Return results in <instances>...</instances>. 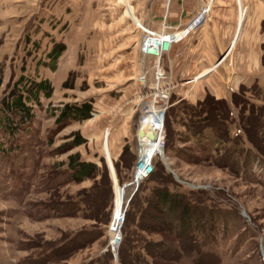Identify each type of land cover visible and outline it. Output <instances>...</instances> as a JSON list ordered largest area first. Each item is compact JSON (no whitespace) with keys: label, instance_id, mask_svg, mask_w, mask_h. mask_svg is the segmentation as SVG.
Wrapping results in <instances>:
<instances>
[{"label":"rangeland","instance_id":"374dc122","mask_svg":"<svg viewBox=\"0 0 264 264\" xmlns=\"http://www.w3.org/2000/svg\"><path fill=\"white\" fill-rule=\"evenodd\" d=\"M172 1L0 0V107L29 81L47 80L52 91L49 98L39 94L40 104H27L31 124L9 134L0 122V264H122V254L125 264H264V25L249 15L257 1L211 0L198 21L203 0H183L194 12L178 29L166 12ZM144 26L181 37L158 62L163 84L178 85L169 88L166 159H156L155 172L199 221L179 212L169 224L160 214L164 226L142 220L155 227L149 232L136 220L127 245L122 226L113 255L112 216L115 227L123 200L139 192L143 202L151 193L150 184L138 190L129 170L140 115L163 106L158 96L139 98L156 89L157 62L140 52ZM55 44L65 49L53 60ZM202 67L215 70L195 79ZM204 99L217 109L210 123L224 134L217 145L197 144L185 126L195 117L184 106L199 109ZM82 103L91 105L89 119L56 123L64 105ZM153 120L144 116L142 129ZM75 133L85 143L70 148ZM76 154L96 164V178L71 180L68 157ZM103 171L111 191L95 195L91 188Z\"/></svg>","mask_w":264,"mask_h":264},{"label":"trees","instance_id":"16d2710c","mask_svg":"<svg viewBox=\"0 0 264 264\" xmlns=\"http://www.w3.org/2000/svg\"><path fill=\"white\" fill-rule=\"evenodd\" d=\"M65 49L63 44H55L48 56L52 58L53 60H56V58L61 54V52ZM23 78H19L16 81V84L18 85L22 84ZM51 88L50 84L47 80H43L40 82L35 81H29L28 85H25L22 87L21 91L15 90L14 88L9 93V99H3L1 102L0 107V114L3 115V112L7 117H4V119H1L0 122H4L3 128H1L2 131H5L9 134H13L15 130H17L18 126L20 125H29L32 122L33 115L31 113V108L27 105L28 103L33 104H40L39 102V94L41 93L46 98H49L51 95ZM233 93V92H231ZM224 112L225 115H228L230 112V106L228 103L224 104ZM199 109H196L192 106H184V113L189 115L190 117H195L194 121H190L189 125L186 124L185 126L188 128V134L190 139H193L194 142H199V140H203V142H208V139L210 140V145H214L218 143L219 139H222L224 137V134L219 136L217 130H213L214 128L210 126L211 123V117H213L215 114H217V109H212L211 104L207 103V99H204L200 103H198ZM167 111V110H166ZM199 113H201L199 115ZM11 115H14L17 119V125H15L14 119L11 117ZM91 115V105L89 103H82L80 105L77 104H66L64 107L59 110V115L57 116L56 123H62L65 121H76L80 122L83 120H87L90 118ZM166 116V113H165ZM217 117V118H216ZM215 118L222 121V118L216 116ZM3 118V117H2ZM165 120L164 118V127H165ZM209 126V127H208ZM208 128H210L208 130ZM212 130V131H211ZM240 130V129H239ZM238 130V132H239ZM214 132V133H213ZM211 135L215 136L216 139L212 140ZM235 135H238L236 133ZM74 140L71 143L70 148L78 147L85 143L84 139L78 135V133H75ZM218 137V138H217ZM198 144V143H197ZM125 150L121 153L119 157V162H122L123 154ZM137 159V151H136V157L135 162ZM69 160V171H70V178L74 182H81L85 179L89 178H96L98 174L101 172L99 171L95 163H88L83 162L78 159V155H72L68 157ZM135 162L130 167V174L132 177V170L135 165ZM155 163L153 166V172L152 174L145 179L144 181L140 182L138 190L141 191L142 188L145 186V184L152 185L149 187L151 193L143 199L141 202L139 200V192L134 193L133 196L130 197L128 207L129 209L126 210V217L124 220V239H125V245L129 243V238L132 236L134 237L133 232L135 229V225H133L136 220L138 222L136 223V226L139 227L142 230H146L149 232H154V228L152 225H148L143 221L150 220L151 222L164 226V221L167 220L169 224H173L174 219L177 218L178 213L182 212L183 219L185 220L186 217L192 216L194 219L198 220L197 213H193V210L191 211L189 207L187 206V202L185 204H181V198L180 196H177L174 190L170 188V186L167 184L165 180H163L162 176L159 175L157 172H155ZM103 180L102 178L94 183V186L91 188L93 191H96L95 195L99 193L100 189L102 190H109L111 191V185L108 181V178L106 176V172H102ZM125 194L127 196V191L125 188ZM124 194V195H125ZM95 199H98L95 197ZM163 214L165 219L161 217ZM143 220V221H142ZM182 220V219H180ZM199 221V220H198ZM182 224H185V222H182ZM180 227V224L178 225ZM178 227V228H179ZM122 264H125L126 258L122 254L120 258Z\"/></svg>","mask_w":264,"mask_h":264},{"label":"built area","instance_id":"2783aa9c","mask_svg":"<svg viewBox=\"0 0 264 264\" xmlns=\"http://www.w3.org/2000/svg\"><path fill=\"white\" fill-rule=\"evenodd\" d=\"M211 10V0H203L202 6H200V14L208 15L209 11ZM203 16V15H202ZM145 29L141 31L143 32V37L141 40V55L143 58H153L157 64L155 65V69L153 71V76H154V81L156 85V89L153 92L147 91L144 93V95H149V96H155L157 98L160 97L163 103V106L161 109H156L155 106H153V110H151L150 113L146 110L144 113H142L140 116L141 118L138 121V128H137V143H138V148H137V159L135 162V165L132 170V183H135L136 185L139 182L144 181L147 179L153 172V166H154V161L156 159L159 160H164L166 159L164 150H165V137L163 133V127H164V118H165V112L168 108V101L171 95V91H163V89H167L170 87H173L174 85H178L177 83L174 84H167L164 85L163 82L165 83V73L162 70V68L158 65L159 60L161 59L163 53L166 51L167 47L165 44L171 45L172 41L175 39V37H172L171 39L166 40L164 37H160L164 33H153L148 30V27L144 26ZM188 29V28H187ZM186 29V30H187ZM175 34V33H174ZM172 34V35H174ZM165 45V46H164ZM222 59V58H220ZM221 62V60L219 61ZM141 78V83L145 84L146 83V75L143 74ZM163 84L164 86H161L159 88L158 85ZM185 86V85H182ZM176 90V89H175ZM152 114V116H155L156 118L159 119L160 121V131L157 135H154V140L157 142V147L158 149L156 151L151 152L149 155H142L140 152V138H146L151 140L150 134L148 132L143 133L142 129V123H143V118L144 116H147ZM139 131H142V135H139ZM123 199V197H122ZM128 203L122 204V210L120 211L119 218L117 219L116 226L113 227V218L115 216H112V221L111 224L108 228V236H109V243L108 246L110 250L112 251L113 255L115 254V250L118 249L121 241H122V226L125 220V212H126V207ZM116 229V230H115Z\"/></svg>","mask_w":264,"mask_h":264},{"label":"crops","instance_id":"0c3cea01","mask_svg":"<svg viewBox=\"0 0 264 264\" xmlns=\"http://www.w3.org/2000/svg\"><path fill=\"white\" fill-rule=\"evenodd\" d=\"M180 1H181V3H180ZM182 1L183 0H173L172 1V4H171V8H170V10H166V12H168V15L170 16V17H176L177 18V22H178V24L177 25H175L174 27H172V28H174V29H178L179 27H181V26H183V22H185V21H183V19H186L185 17L186 16H188L189 14H191L192 12H194V10L192 9V8H188V7H185L184 6V3H182ZM254 1H257V3H256V6H257V9H253L254 11L252 12V11H250V13H249V15H254V16H260V18H259V23L260 24H262V25H264V5L262 4L263 2L261 1V0H254ZM252 10V9H251ZM163 12H165V10H163ZM197 13H198V11H197ZM240 18H239V20H237L238 22H242V20H243V11L242 10H240ZM182 17H184V18H182ZM180 22V23H179ZM239 26V23H237V27ZM204 28V27H203ZM203 28H202V30H203ZM191 30H193V29H191ZM193 32H195V31H193ZM192 32V33H193ZM182 40V39H181ZM177 42V41H176ZM176 42H173L172 43V48L173 47H176L177 45H181L180 44V40L176 43ZM173 51V50H172ZM223 64V63H222ZM221 64V65H222ZM215 69L214 68H212V67H210V68H204V67H202L201 69H200V72H198V74L194 77L195 79H201V77L202 76H204V75H206V74H208V73H211V71H214ZM204 73V74H203ZM203 74V75H202Z\"/></svg>","mask_w":264,"mask_h":264},{"label":"bare ground","instance_id":"6f19581e","mask_svg":"<svg viewBox=\"0 0 264 264\" xmlns=\"http://www.w3.org/2000/svg\"><path fill=\"white\" fill-rule=\"evenodd\" d=\"M203 15V16H202ZM201 16H199V19H198V21L199 20H201L203 17H205L206 15L205 14H202ZM197 22V21H196ZM145 29V27L142 29V30H144ZM189 29V31L192 29V28H188ZM180 34V33H179ZM175 35H169V34H163V35H161L160 37H164L166 40H168V39H171L172 37H174ZM180 36V35H179ZM179 36H178V33H177V36L175 37V39L172 41V43L174 42V41H179L180 40V38H179ZM183 38V37H182ZM171 43V44H172ZM166 46H168V44H165ZM164 45V46H165ZM164 54V53H163ZM163 91H169V88H167V89H163ZM148 97H150L149 95H143L142 97H139V98H141V101L142 100H144L145 98H148ZM144 98V99H143ZM154 117V120H153V122H151V123H149L148 125H151V126H149V127H147L146 129H143L142 131H143V133H146V132H148V134H150V138H152L151 140H149V139H146L145 138V140H143V139H141L140 138V144H141V147H140V152H141V154L142 155H149L151 152H153V151H156L157 149H158V147H157V142L154 140V135H157L158 133H159V131H160V121H159V119L158 118H156L155 116H153ZM145 127V126H144ZM152 130H155L153 133H152ZM144 138V137H143ZM147 141V142H146ZM147 144H148V146H147ZM150 145V146H149ZM116 222H117V218H115V223L114 224H116ZM116 230V229H115Z\"/></svg>","mask_w":264,"mask_h":264},{"label":"water","instance_id":"95a60500","mask_svg":"<svg viewBox=\"0 0 264 264\" xmlns=\"http://www.w3.org/2000/svg\"><path fill=\"white\" fill-rule=\"evenodd\" d=\"M221 57H223V56H221ZM139 135H142V131H139V133H138Z\"/></svg>","mask_w":264,"mask_h":264}]
</instances>
